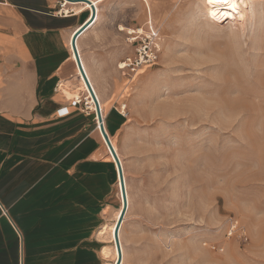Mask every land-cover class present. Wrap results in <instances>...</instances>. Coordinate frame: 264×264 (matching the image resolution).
I'll return each instance as SVG.
<instances>
[{"label":"rangeland","instance_id":"obj_1","mask_svg":"<svg viewBox=\"0 0 264 264\" xmlns=\"http://www.w3.org/2000/svg\"><path fill=\"white\" fill-rule=\"evenodd\" d=\"M137 27L145 33L133 40ZM152 27L157 58L133 71L120 65L134 60ZM80 44L84 56L114 58L129 72L119 104L125 123L111 132L126 196L119 180L105 264L118 260L111 226L126 200L123 264H264V0L245 9L220 0H104ZM231 219L247 241L229 235Z\"/></svg>","mask_w":264,"mask_h":264},{"label":"crops","instance_id":"obj_2","mask_svg":"<svg viewBox=\"0 0 264 264\" xmlns=\"http://www.w3.org/2000/svg\"><path fill=\"white\" fill-rule=\"evenodd\" d=\"M60 1L0 0V264H105L112 244L117 163L96 111L60 91L77 80L70 39L90 12L65 0L61 14ZM87 58L111 138L125 123L124 73L114 58Z\"/></svg>","mask_w":264,"mask_h":264},{"label":"bare ground","instance_id":"obj_3","mask_svg":"<svg viewBox=\"0 0 264 264\" xmlns=\"http://www.w3.org/2000/svg\"><path fill=\"white\" fill-rule=\"evenodd\" d=\"M68 1V0H67ZM71 1H83V0H71ZM93 3H94V5L96 6V17H95V20H94V22L89 26V29L86 31V32H84V33H82L78 38H77V41H76V45H77V48H78V52H79V55H80V58H81V62H82V65H83V67H84V69H85V72H86V74H87V76H88V78L90 79V82L92 83V85H93V87H94V84H93V81H92V79H91V72H90V69H89V66H88V64H87V59L85 58V56L83 55V52H82V48H81V44H80V42H81V39L84 37V35L89 31V30H91L96 24H97V22L99 21V19H100V3L101 2H103L104 0H91ZM220 1H223V0H220ZM255 1H259V0H235V5H238V4H241L242 5V7H243V9H245V7H246V5H247V3L248 2H251V3H254ZM64 2V4H65V0L63 1ZM84 2V1H83ZM232 3H233V0H228V4H230V5H232ZM64 7V6H63ZM63 7H62V12H66V11H64V9H63ZM148 8V7H147ZM75 10H76V13H84V12H86V11H89L90 12V15H91V10H92V6H91V4L90 3H88V2H84V4H81V5H78V6H76L75 7ZM165 11V10H164ZM90 15L88 16V18H87V20L90 18ZM86 20V21H87ZM82 24H84V22L82 23ZM82 24L81 25H79L74 31H73V33H75L77 30H79L80 29V27L82 26ZM121 29H124V27H123V25H120L119 26ZM72 33V36H71V39H70V50H71V53H72V58H73V60H75V62H76V65H77V82L76 83H64V84H61V86H60V91H61V93L63 94V96L67 99V100H75V99H77V98H85L86 99V101H87V104H88V106L90 105L96 112H95V114L97 115V106H96V102H95V100H94V98H93V96L91 95V92H90V90H89V88H88V85H87V83H86V81H85V79H84V77H83V75H82V72H81V70H80V68H79V66H78V63H77V60H76V56H75V53H74V51H73V48H72V45H71V41H72V37H73V34ZM130 33H134V30L133 31H131ZM143 34V33H142ZM136 37H137V34H136ZM151 37V36H150ZM135 38V37H134ZM133 38V39H134ZM135 40V39H134ZM120 65H123V66H128V63L127 62H123L122 64H120ZM94 89H95V87H94ZM95 92H96V95H97V97H98V99H99V102H100V106H101V110H103V105H102V103H101V101H100V97H99V95H98V93H97V91H96V89H95ZM77 101V100H76ZM89 106V108L91 109V107ZM92 110V109H91ZM102 117H103V114H102ZM103 121H104V119H103ZM99 123V122H98ZM102 133V132H101ZM104 137V136H103ZM105 139V138H104ZM111 139V138H110ZM106 141V140H105ZM111 141H112V144H113V146H114V148H115V150H116V152L118 153V156L120 157V154H119V152H118V150H117V148H116V146H115V144H114V142H113V140L111 139ZM107 143V142H106ZM108 146V145H107ZM107 148H109V147H107ZM109 151H110V149H109ZM110 153H111V155H112V152L110 151ZM113 156V155H112ZM113 158H114V156H113ZM115 159V158H114ZM121 160V159H120ZM116 161V160H115ZM117 163V162H116ZM119 170V169H118ZM123 170H124V167H123ZM119 180H120V176H119ZM123 210V209H122ZM121 213H122V211H121ZM121 213L118 215V218H120V215H121ZM126 214V213H125ZM123 219H124V217H123ZM125 219H126V216H125ZM124 219V220H125ZM118 221V220H117ZM117 223L118 222H115V223H113L112 224V226H111V234H112V239L113 240H115V232H116V226H117ZM123 224V223H122ZM121 227H122V225H121ZM120 230H121V228H120ZM120 231H119V235H120ZM121 240V239H120ZM115 244H116V241H115ZM117 246V245H116ZM121 246H122V244H121ZM117 249H118V247H117ZM122 249H123V246H122ZM116 250V249H115ZM122 253H124V250H123V252ZM118 256H119V251H118ZM123 259V258H122ZM122 263V262H121ZM120 263V264H121ZM123 264V263H122Z\"/></svg>","mask_w":264,"mask_h":264},{"label":"water","instance_id":"obj_4","mask_svg":"<svg viewBox=\"0 0 264 264\" xmlns=\"http://www.w3.org/2000/svg\"><path fill=\"white\" fill-rule=\"evenodd\" d=\"M71 1V0H69ZM84 2H88L91 4L92 6V11H91V15H90V18L84 22V24H82V26L80 27L79 30H77L73 37H72V41H71V45H72V48H73V51L75 53V56H76V60H77V63H78V66L82 72V75L88 85V88L91 92V95L93 96L95 102H96V106H97V118H98V122H99V127H100V130L102 132V135L104 136L106 142H107V145L110 149V151L112 152V155L114 156L116 162H117V166H118V169H119V176H120V183H121V186H122V191H123V195H124V198L126 196V186H125V177H124V170H123V166H122V162L120 160V157L118 156V153L116 152L113 144H112V141L110 139V136L105 128V124H104V121H103V117H102V112H101V108H100V103L98 101V98L94 92V89L91 85V82L85 72V69L82 65V62H81V58H80V55H79V52H78V48H77V45H76V41H77V38L94 22L95 20V17H96V6L94 5V3L91 1V0H83ZM126 200V199H125ZM126 210H127V200L125 201V204H124V207H123V210H122V213L120 215V218L118 219V223H117V226H116V232H115V241H116V245L118 247V251H119V256H118V260L116 261V264H120L122 262V258H123V253H122V246H121V240H120V235H119V231H120V228H121V225L123 223V217L126 213Z\"/></svg>","mask_w":264,"mask_h":264},{"label":"built area","instance_id":"obj_5","mask_svg":"<svg viewBox=\"0 0 264 264\" xmlns=\"http://www.w3.org/2000/svg\"><path fill=\"white\" fill-rule=\"evenodd\" d=\"M63 1L64 0L60 1L61 8L59 9V13H61V14L63 13L62 12V7L64 6V2ZM64 14H67V12H64ZM143 34H137V35H143ZM158 34H159V29L155 30L153 27H152L151 31L148 32V34H145L144 38L146 40V43L140 44V46L137 47V56L134 58V60L132 58H128V60H124L125 62L128 63V66L126 68H131V70L133 71V70H136V68L141 67L142 65L147 64L149 62H152V61L155 60V58H157V55L153 51L152 46H153V44L155 42V38H153V36L157 37ZM138 37H140V36H137V38ZM122 72L126 76L129 75V72L127 70H125V68H122ZM91 85H92V83H91ZM92 87H93V85H92ZM93 89H94V87H93ZM94 92H95V89H94ZM95 94H96V92H95ZM98 101H99V99H98ZM73 103L76 105V104H79L80 102H77V101L74 100ZM85 104H86V107L88 108V105H87L86 101H85ZM100 108H101V106H100ZM125 109H126L125 104L121 105L120 112H121V114L123 116H125V114H126L125 113ZM61 111H63V115L68 114V112H69L67 108H62L60 110V113H62ZM101 112H102V110H101ZM228 232H229V235H232L234 233H239L240 237L244 241L248 240V236L245 233V231L243 230L242 226L239 224L238 220L231 219L230 224H229V231ZM214 247H216V246H214Z\"/></svg>","mask_w":264,"mask_h":264},{"label":"snow or ice","instance_id":"obj_6","mask_svg":"<svg viewBox=\"0 0 264 264\" xmlns=\"http://www.w3.org/2000/svg\"><path fill=\"white\" fill-rule=\"evenodd\" d=\"M223 2L227 5L228 4V0H223ZM209 3H213V0H209ZM232 7H235V0H233V3L231 5ZM213 16H215V13H212Z\"/></svg>","mask_w":264,"mask_h":264}]
</instances>
